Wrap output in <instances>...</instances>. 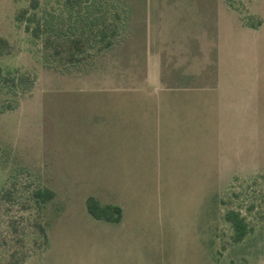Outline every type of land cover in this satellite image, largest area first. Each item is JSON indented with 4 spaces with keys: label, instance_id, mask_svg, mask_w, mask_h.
Instances as JSON below:
<instances>
[{
    "label": "rangeland",
    "instance_id": "rangeland-1",
    "mask_svg": "<svg viewBox=\"0 0 264 264\" xmlns=\"http://www.w3.org/2000/svg\"><path fill=\"white\" fill-rule=\"evenodd\" d=\"M30 1L0 0V37L13 48L11 55L0 56V65L38 73L34 90L20 107L0 113V138L8 154L6 162L10 161L0 170V264H264V171L242 176L238 170L222 166L231 133L222 119L220 145L215 149L204 144L208 136L202 137V128H197L199 135L192 136L190 142L180 131L161 138L163 152L157 153L156 144L149 148L155 137L148 136L145 114H140L135 128L131 120L117 122L112 109L87 111L85 107L132 98L119 97L117 91L146 88L147 35L143 29L154 0H122L129 15L127 33L119 37L123 39L121 45L109 53L97 71L69 74L50 70L44 60L68 64L63 60L67 45L61 34L70 22L56 23V33L45 29V43L33 42L15 21V15ZM55 1L41 0V8H52L51 12L58 14L62 8ZM173 3L183 10L187 27L208 30L202 36L210 41L215 35L208 25L221 14L222 5L235 12L242 26L256 23L259 17L264 20V0ZM202 20L206 21L204 26ZM234 37L235 65L240 75L245 63L249 67L258 62L251 48L254 44H243L237 33ZM260 45L264 51V43ZM245 46L251 48L253 60L244 62L239 57L238 51L246 52ZM252 69L249 73L253 76L258 68ZM234 83L235 91L243 89V79ZM255 91L253 84L254 95ZM244 119L238 115L230 130L236 140L245 139L249 132L252 138L255 135ZM208 126L210 129L211 123ZM189 143L196 144L194 150L185 148ZM236 148L235 160L240 155L239 146ZM253 152L256 154L255 148ZM123 154L136 155V161L149 154L172 161L160 171L162 175L148 176L144 167L137 171L142 175L122 176L124 171H132L114 168V157ZM137 164L143 166L142 162ZM14 167H25L26 171L12 173ZM45 186L57 195L43 222L31 194ZM91 192L104 194L102 205L121 208L123 222L111 224L93 218L86 206ZM229 210L240 211L251 228L242 242H234V231L225 221ZM41 223L45 224L46 242L39 231Z\"/></svg>",
    "mask_w": 264,
    "mask_h": 264
},
{
    "label": "crops",
    "instance_id": "crops-1",
    "mask_svg": "<svg viewBox=\"0 0 264 264\" xmlns=\"http://www.w3.org/2000/svg\"><path fill=\"white\" fill-rule=\"evenodd\" d=\"M153 2L147 25L143 29L147 35L146 88L117 91L116 94H119V97L132 96V98L117 100L111 104L106 101L104 104H86L87 111L112 109L117 114V122L124 124L131 120L135 128H137L140 114H145L143 118L148 123V136L150 139L155 137L151 140L149 148L156 144L157 153L163 152L161 138H167L171 134L178 135L180 131L182 136L190 142L192 136L199 135L197 128H202V137L208 136L204 139V144L212 145L215 149L220 145L219 122L222 119L228 126L226 129L228 133L231 132L226 141L227 151L233 152L231 155L227 152L226 156H223L222 166L229 171L238 170L242 176L264 171V109L262 107L264 96L254 97L264 94V55H262L264 51H261L260 45L264 43V20L259 17L256 23L242 26L237 23L235 12L230 10L228 5H222L221 14L208 25L215 35V39L210 41L209 38L205 40L202 36L204 32L208 33V30L187 27L183 10L179 9L177 3H173L176 0H154ZM203 22L206 21L202 20V26H204ZM236 33L243 44L249 43V47L250 44H254L251 48L254 53L256 52L255 61L258 62V65L254 63L255 65H249V67H246L245 63L244 72L240 75L237 74L235 65L237 43L234 34ZM245 48L247 57L245 50L241 51L242 49L238 51L239 57L244 58V62L253 60L254 54H251V48L249 50L246 46ZM252 68H258V71L253 73L255 76L249 73ZM240 78L244 80L243 89L235 91L234 82L239 81ZM253 84L254 87L256 86L255 95L252 92ZM239 98L242 99L239 100ZM241 114L244 115L248 130H251L250 126L254 129L253 138L249 132L245 134L244 140L242 138L236 140V135L230 131L234 129V123L236 125L235 121ZM210 123L211 128L208 129ZM132 131L134 132L133 129ZM189 145L185 148L195 149V143H189ZM238 146L240 155L235 160L234 153ZM124 154L115 156V161L108 159L116 162L114 168L118 172L132 170L127 174L126 171L122 174L117 173L119 176L120 174L122 176L142 175L144 173L137 171L144 167L149 171L146 173L148 176L162 175L160 171L170 166L172 161L167 157L166 163L161 155L151 154L147 157L139 156L142 159L136 161V155ZM129 157L131 164L128 163ZM215 159H218V156ZM137 162L140 164L142 162L143 166H139ZM103 164L102 167H106V164ZM235 165L238 168H235ZM219 168L220 165L217 164V171ZM157 171L159 173H156ZM103 195V193L94 192L90 196L102 203ZM116 203L120 202L116 201ZM123 220L124 216L121 223Z\"/></svg>",
    "mask_w": 264,
    "mask_h": 264
},
{
    "label": "trees",
    "instance_id": "trees-1",
    "mask_svg": "<svg viewBox=\"0 0 264 264\" xmlns=\"http://www.w3.org/2000/svg\"><path fill=\"white\" fill-rule=\"evenodd\" d=\"M62 10L58 14L51 9L42 7L41 0H31L29 6L15 15L18 27L30 36L35 43H45V29L57 32L56 23H68L62 37L66 39L65 53L67 65L52 64L44 60L50 70L61 74L73 72H93L103 66V60L110 52L121 45L122 38L127 33L126 23L129 12L122 0H56ZM128 12V13H127ZM125 39V38H124ZM13 48L10 42L0 37V56H9ZM90 51V52H89ZM102 61V62H101ZM85 70V71H84ZM38 73L28 68H5L0 65V113L5 114L17 110L22 100L34 90ZM0 138V170L7 165L8 154ZM14 167V171L23 173ZM10 175H13V174ZM3 188V187H2ZM56 192L48 187L38 188L31 194L34 208L40 213L44 222L46 210L56 199ZM86 206L89 214L99 221L119 224L123 219V211L117 206L102 205L94 197H88ZM59 209V208H58ZM56 209V213L57 210ZM252 209V208H251ZM59 213V212H58ZM225 221L234 231L235 243L242 242L251 228L240 211L229 210ZM43 241H47L45 224L39 225Z\"/></svg>",
    "mask_w": 264,
    "mask_h": 264
}]
</instances>
